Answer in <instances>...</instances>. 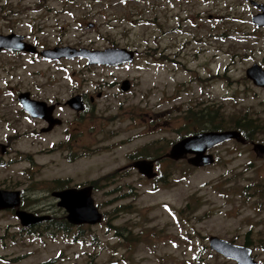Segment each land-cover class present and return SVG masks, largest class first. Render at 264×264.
Here are the masks:
<instances>
[{"label":"rangeland","instance_id":"obj_1","mask_svg":"<svg viewBox=\"0 0 264 264\" xmlns=\"http://www.w3.org/2000/svg\"><path fill=\"white\" fill-rule=\"evenodd\" d=\"M113 1L84 9L92 16L83 20L81 14L86 13L81 10L57 16L54 10L62 8L56 4L50 12L31 11L17 6H27L29 0H0L14 11L0 14L15 18L13 23L0 21L2 33L28 35L43 47L104 50L117 44L136 47L142 54L124 68L89 66L80 58L1 56L0 64L12 66L0 71V78L9 80L7 86L0 81L4 100L11 102L17 91L63 96L70 90L93 91L97 85V91L106 94L97 112L118 114L115 124L103 132H125L120 139L135 132L131 118L144 110L153 119H163V130H153L152 139L163 138L165 154L183 131L190 130L184 127L186 114L210 107L226 127L237 119L252 120V129L261 128L252 140L264 144V88L246 77L253 65L264 68V27L253 24L259 10L250 3L264 0ZM124 80L137 83L133 94L108 88ZM146 91L144 104L135 96ZM130 108L134 114H128ZM18 149L22 159L8 168V175L25 178L26 171L34 170L39 178L69 174L83 181L124 166L132 147L55 166V156L41 152L36 138H24ZM26 155H33L34 161ZM215 158V164L205 168L164 161L158 183L143 185L136 178L133 185L125 180L107 187L111 194L94 196L105 216L99 225L65 231L39 228L37 237L25 234L17 218L0 214V264H237L210 249L211 236L248 245L264 264V158L256 157L251 145L237 142L218 148ZM4 174L0 169V177ZM129 185L136 194L126 195ZM119 230L131 240L125 241Z\"/></svg>","mask_w":264,"mask_h":264},{"label":"flooded vegetation","instance_id":"obj_2","mask_svg":"<svg viewBox=\"0 0 264 264\" xmlns=\"http://www.w3.org/2000/svg\"><path fill=\"white\" fill-rule=\"evenodd\" d=\"M122 3L129 2L130 0H121ZM11 2V1H9ZM104 3H114L113 0H29L27 6L18 4V8H27L35 9V11H52L54 9L51 5L61 6V11L54 10V13L58 15H71V9L81 10L90 9L97 4ZM12 5L7 4L2 6L0 3V10H6V13L12 14L13 10ZM86 16L81 14L83 20L90 18L92 14H89L88 11H84ZM6 13L0 14V21H10L13 23L15 20ZM47 17V16H46ZM18 18V17H17ZM93 28V24H90ZM1 36L9 37L15 35L18 37L16 39H11L7 41V44L11 45V42L16 49L11 48H0V57L1 56H26L42 60H61V59H71L67 57H62L60 59L51 58L50 55L55 53L57 49H67L72 54V50H89V51H106L108 49H125L135 53V57L132 63H127L123 65L108 66V65H91L89 64L88 59L83 57H76L83 60H87L89 66L95 67H106V68H124L127 66L134 65L142 56L141 52L133 46L120 47L117 44H112L104 50H91L89 48H80V47H71L65 45H59L54 48L40 46L37 42H34L30 39V36L8 32L2 33ZM22 47V48H21ZM15 66V65H14ZM10 68H7V63L0 64V71L6 72L10 71ZM5 86L9 85V80L1 79ZM129 82V89L124 91L122 89L123 82ZM118 88L120 92L124 95L133 94L138 86L135 81L124 80L118 81L116 83L110 84L108 88ZM99 87L95 85L93 91H84V90H75L68 91L63 96L54 95V96H45V94H35L32 91L25 90L24 92L17 91L14 92V96H11V102L4 100L3 91H0V169L5 171V174L0 177V192L14 193V197L19 201H9L6 203V208L0 209L1 215H10L14 218H17L20 223V228L25 234L39 237V228H82L87 225H74L72 226L68 221V211L66 208L61 206V197L60 194L66 191H83L85 189L91 190V196L95 200L94 196L97 193L111 194L112 191H108L107 187L114 185L117 182H124L125 180H130L131 184L136 183V178L143 185H151L158 183L162 180V168L163 162L169 161L176 163L163 156V138L152 139L154 133L163 130V119H153L148 112H143L135 114L131 118L133 125L130 127L131 133L130 137L125 139H120L121 136L126 134L125 132L119 131L115 133L103 132L107 127H112L115 124L116 115L107 116L103 112H97L98 101L104 99L106 94L103 91H97ZM14 90V89H13ZM29 94L28 99L33 103L35 108L34 115L30 114L26 107L23 106L21 102V95ZM148 92L137 93L135 98L138 96L144 104H147ZM80 97L83 103L84 108L74 109V104L71 103L73 99ZM80 105V106H81ZM81 108V107H80ZM206 114L204 113V119H199L200 112L202 110L196 111L194 115H187L184 120L186 126H190L189 131H183L184 134L180 138L169 146L171 150L174 144L180 140L198 135L205 132L216 131L214 129V113L210 110V107L204 108ZM128 114H134L131 112V108L128 111ZM163 116V115H162ZM99 121H104L105 123H100ZM236 122H239V126L243 129L245 124L244 118L237 119L236 121L231 122L235 127ZM235 124V125H234ZM207 126V128H206ZM183 127V128H184ZM202 128V129H200ZM240 131L243 135L245 143L243 146L251 145L253 148L254 135L248 134L245 136L244 132L240 129H232ZM222 131V130H221ZM24 138H36L37 146L42 148L41 152L55 156L51 161L53 166L59 165L62 162H65L69 165H76L82 161H92L97 157H101L104 153H113L117 148L131 145V151L125 156L124 166L114 170L107 171L103 176L96 177L93 179H86L83 181H76L74 177H71L69 174L63 176H54L53 178H39L33 176L34 170L26 171L25 178L18 177L16 175H8V168L16 165L21 157L23 156L18 149V144ZM236 142L229 141L228 143ZM47 143V144H45ZM226 143V144H228ZM250 143V144H249ZM263 144V143H260ZM225 145V144H224ZM222 145V146H224ZM220 146V147H222ZM218 147V148H220ZM215 148L211 151L212 154L217 152ZM152 150L155 153H152ZM215 151V152H214ZM165 153V154H167ZM27 159L31 162L34 161L33 155H26ZM192 156H188L186 159L181 161H186ZM264 158V157H263ZM262 159V158H260ZM140 162H152L153 163V173L156 174L154 178H149L147 175L143 174L139 168L136 167V164ZM50 164V163H49ZM189 165V164H188ZM51 166V165H50ZM51 166V167H53ZM101 167H103L101 165ZM81 177L82 174L80 173ZM130 189L127 196L134 195L135 188L129 185ZM119 189V188H118ZM121 189V188H120ZM9 206V207H8ZM20 212H26L30 215H33L38 218H45L41 222L25 226L21 222L18 214ZM3 239L2 235L0 236V241Z\"/></svg>","mask_w":264,"mask_h":264},{"label":"water","instance_id":"obj_3","mask_svg":"<svg viewBox=\"0 0 264 264\" xmlns=\"http://www.w3.org/2000/svg\"><path fill=\"white\" fill-rule=\"evenodd\" d=\"M250 3L260 11L259 14L252 18L253 24L258 27H264V4L256 1H251ZM17 38L18 37L15 35H11L9 37L0 35V48L16 49V46H14L12 42L11 45H9V43L7 44V41L11 39L18 40ZM50 57L55 59H60L62 57L71 59L75 57H83L88 59L89 64L91 65L116 66L132 63L135 53L125 49H108L106 51L93 52L89 50H72L71 54L67 49H57L55 53L50 55ZM247 77L252 80L255 85L264 87V70L259 65L256 64L249 68L247 70ZM122 89L124 91L129 89L128 81L123 82ZM21 96L22 97L20 99L23 106L26 107V110L30 114L34 115L35 108L33 107V103L28 99L29 94H22ZM71 103L74 104V109L82 110L84 108L80 97H76L71 101ZM231 140H236L242 144L245 143L242 133L237 130L205 132L180 140L173 145L170 152L165 157L174 161H179L186 159L189 155H191L192 157L188 159V163L191 166L197 168L207 167L215 163L214 156L208 153L212 149ZM253 151L258 158L264 157L263 144L254 143ZM136 167L149 178H154L156 176V174L153 173L152 162H140L136 164ZM13 194L14 193L0 192V209L6 208V203L9 201H14L13 206L15 205L18 200ZM59 197L62 199L61 206L66 208L68 211L67 219L72 225H97L103 222L104 215L95 205L90 189H85L83 191H66L60 194ZM18 216L25 226L37 224L45 219L35 217L26 212H20ZM209 246L211 250L228 259L236 261L238 264H258L252 257V250L248 247L238 246L215 236L210 237ZM110 264L121 263L113 262Z\"/></svg>","mask_w":264,"mask_h":264},{"label":"trees","instance_id":"obj_4","mask_svg":"<svg viewBox=\"0 0 264 264\" xmlns=\"http://www.w3.org/2000/svg\"><path fill=\"white\" fill-rule=\"evenodd\" d=\"M206 111L207 110H202L201 112H200V115H202V116H200L199 117V119H204V113L206 114ZM204 112V113H203ZM193 115V114H192ZM244 122H245V124H244V126H243V129L241 128V126H239V122H236V125H235V127L233 126V124L232 123H229L230 124V126H228V127H226L225 125L226 124H224V120H220V117L218 116V117H215V122H214V129L213 130H216V131H218V130H226V128L227 129H230V128H232V129H234V128H236V129H238V130H242L243 132H244V134H245V136L247 135V137H249L248 136V134H253V135H255L256 133H259L260 132V130H261V128H257V129H252L251 127H253V122H252V120H247V117H245L244 118ZM234 123V122H233ZM206 128H207V126H206ZM251 128V129H250ZM200 129H202V128H200ZM169 147V146H168ZM163 152H164V149H163ZM164 154V153H163ZM64 231L66 230L65 228H62ZM125 230V229H124ZM124 230H119L120 232V234L119 235H121L124 239H125V241H129V240H131V239H128V237L126 236V234H124ZM133 241V240H132ZM247 245V244H246ZM248 246V245H247Z\"/></svg>","mask_w":264,"mask_h":264}]
</instances>
